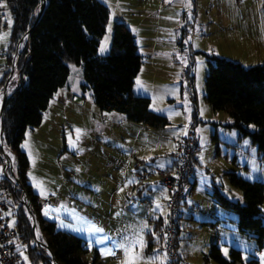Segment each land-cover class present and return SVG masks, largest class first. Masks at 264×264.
Here are the masks:
<instances>
[{"label":"rangeland","instance_id":"obj_1","mask_svg":"<svg viewBox=\"0 0 264 264\" xmlns=\"http://www.w3.org/2000/svg\"><path fill=\"white\" fill-rule=\"evenodd\" d=\"M102 1L112 6L118 2ZM138 4L151 5L152 11L140 10L135 16L164 29L146 33L145 60L157 61L158 69L151 72L145 67L132 92L150 97L152 109L167 116L170 124L154 129L128 121L121 113L101 111L92 91L82 87L83 66L70 63L67 84L52 98L42 124L29 128L21 143L30 161L27 182L41 199L58 197L60 207L44 209V216L55 220L59 229L87 240L90 252L84 259L92 258L97 249L103 264H161L166 257L159 242L153 255L148 254L150 235L159 240L155 224L148 219L159 212L165 215L168 189L154 177L150 190L139 193L136 165L139 160L169 165L174 140L188 133L197 113L203 116L194 129L199 141L198 184L181 210L179 253L188 264H217L206 258L212 244H217L235 264H264V237L260 242L254 233H242L237 213L222 207L213 195L217 188L245 205L242 190L231 184L226 173L234 171L246 180L264 183V160L249 136L240 138L239 131L229 126L233 121L229 114L215 112L205 99L213 56L245 67L264 64V0H232L214 6H196L191 0H140ZM114 13L101 40V56L111 50ZM7 26L0 33V50L11 46L13 18ZM153 50L163 55L155 57ZM187 71L194 76L193 89H184ZM19 207L15 205L16 212ZM12 210L6 214L15 226ZM262 210L264 224V203ZM115 250H122V262ZM233 250L241 252L240 258ZM20 252L28 261L27 252Z\"/></svg>","mask_w":264,"mask_h":264},{"label":"trees","instance_id":"obj_2","mask_svg":"<svg viewBox=\"0 0 264 264\" xmlns=\"http://www.w3.org/2000/svg\"><path fill=\"white\" fill-rule=\"evenodd\" d=\"M47 1L35 23L41 0H6L13 16L11 49H15L22 36L29 31L30 56L23 67L21 87L4 107L3 140L16 156L17 174L31 199L36 226L46 238L55 259L60 264H103L97 249L92 258L84 259V255L90 252L85 238L59 229L55 220L44 216L40 196L27 182L30 161L27 153L21 149L26 131L42 124L52 98L68 82L70 63L83 66L85 82L82 87L92 91L95 104L101 111L121 113L128 121L154 129H164L170 121L167 116L152 109L150 97L132 92L143 59L138 52L135 36L125 22L114 24L110 52L106 56L99 54L101 40L111 18L107 4L102 0ZM209 64L205 94L207 103L215 112L228 113L233 120L229 126L239 131L240 138L249 136L264 160V64L245 67L218 56H213ZM187 80L184 89H193L194 76L189 71ZM227 175L231 184L242 190L247 203L235 202L217 188L214 197L222 207L237 213L238 227L242 233H254L262 242L264 183L246 180L234 171ZM19 193L22 194L13 190L12 194L17 198ZM15 214V226L24 233L21 249L27 252L32 262L48 264L47 257L34 244L33 229L23 208L20 206ZM181 215L182 212L180 218ZM163 225L164 218L155 227L161 249ZM150 237H153V241L148 249L157 241L154 234ZM232 254L237 258L241 256L239 250H233ZM206 258H213L217 264H235V259L226 258L217 244H212Z\"/></svg>","mask_w":264,"mask_h":264},{"label":"built area","instance_id":"obj_3","mask_svg":"<svg viewBox=\"0 0 264 264\" xmlns=\"http://www.w3.org/2000/svg\"><path fill=\"white\" fill-rule=\"evenodd\" d=\"M13 18L6 5V0H0V33L7 29L8 21ZM30 32L27 31L15 49L0 50V264H46L41 261L34 263L30 259L25 261L20 250L23 231L12 225L11 217L6 214L11 207L16 213L15 205L22 206L33 229L34 244L49 260L48 264H60L54 257L46 238L36 226L33 206L30 197L19 179L16 170L17 159L13 151L5 146L3 140L4 110L2 104L8 100L22 85V72L30 56ZM203 120L201 116H194L186 135L174 140L175 159L170 166L163 167L156 164H146L137 172L139 185L151 182L157 177V183L168 189L167 212L164 216L162 251L165 261L161 264H188L179 253V225L182 205L191 197L194 188L195 160L197 158L196 126ZM13 190L21 191L19 198L13 196ZM39 203L44 209H58L61 205L58 197L55 199H41ZM143 203L152 206L148 199ZM152 223V218L148 219ZM114 255L122 262V250H115Z\"/></svg>","mask_w":264,"mask_h":264},{"label":"crops","instance_id":"obj_4","mask_svg":"<svg viewBox=\"0 0 264 264\" xmlns=\"http://www.w3.org/2000/svg\"><path fill=\"white\" fill-rule=\"evenodd\" d=\"M138 1L140 0H118V2H115V5H108V7L110 8L111 11V16L114 13L113 11H115L114 13V18L113 21L115 20V23L118 21H122L125 22L126 25L131 29V31L133 32L137 45H138V52L140 53V55L142 56L143 59V64L141 67L140 72L146 67L147 71H151V72H155L158 68V63L157 61H154L152 58H148L147 60H145L146 56L144 55V52L146 50V45H143L142 42L145 40V37L147 36L146 33L148 32H153L156 31L157 29H164L163 26H159V25H155V24H147V22L145 20L141 19V16H135L138 15L137 13H139L140 10L144 11V12H151V5L148 4H144V6H146L145 8L141 5L138 4ZM152 0H149V2ZM225 1H232V0H191V2H193L196 6H199L201 3H209L212 6H214L215 4H218L220 2H225ZM105 3V2H104ZM106 4V3H105ZM154 52H151L152 54L156 56H162L163 53L162 52H157L156 50H153ZM150 57V56H149ZM139 72V73H140ZM203 117V116H202ZM197 136V135H196ZM198 141V139H197ZM199 151V141H198V148H197V152ZM175 159V154H174V150L171 153V160L169 161V165L170 166L173 161ZM195 173H194V190L197 187L198 184V179H197V174H196V166L197 164H199V157L197 156L196 161H195ZM154 164V161H150V162H144L143 160H139L137 165H136V170L138 171V169H140L142 166L146 165V164ZM136 171V172H137ZM230 172V171H229ZM227 174V173H226ZM136 182H137V174H136ZM142 188H138L139 193H143L144 190H150L151 188V182L147 183V184H143L141 185ZM136 188V187H135ZM192 191V195L193 192ZM169 193V191H168ZM165 215L160 214V212L158 213V215H156V217L152 218V224L156 225L161 221L162 218H164ZM153 241V237H150L149 240V244L150 242ZM148 244V246H149ZM156 244H158V241H156L155 245H153V247L151 249H148V254L149 256L153 255L154 252V246H156ZM161 249V246H160ZM162 251V249H161ZM163 252V251H162Z\"/></svg>","mask_w":264,"mask_h":264},{"label":"water","instance_id":"obj_5","mask_svg":"<svg viewBox=\"0 0 264 264\" xmlns=\"http://www.w3.org/2000/svg\"><path fill=\"white\" fill-rule=\"evenodd\" d=\"M47 0H41V5H40V9H39V12H38V15H37V18H36V21L35 23L38 21V19L40 18V16L42 15L43 11H44V8L47 4ZM34 23V25H35ZM5 104H6V100H4L3 104H2V110H4V107H5Z\"/></svg>","mask_w":264,"mask_h":264},{"label":"snow or ice","instance_id":"obj_6","mask_svg":"<svg viewBox=\"0 0 264 264\" xmlns=\"http://www.w3.org/2000/svg\"><path fill=\"white\" fill-rule=\"evenodd\" d=\"M105 47H106V45H103L102 47H101V51L103 52L104 50H105ZM79 131L80 130H77V132L79 133ZM226 251V250H225ZM110 254V253H109Z\"/></svg>","mask_w":264,"mask_h":264}]
</instances>
